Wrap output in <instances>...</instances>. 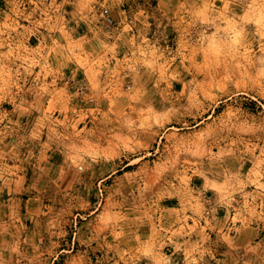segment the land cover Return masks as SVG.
<instances>
[{
  "label": "rangeland",
  "instance_id": "374dc122",
  "mask_svg": "<svg viewBox=\"0 0 264 264\" xmlns=\"http://www.w3.org/2000/svg\"><path fill=\"white\" fill-rule=\"evenodd\" d=\"M0 264H264V0H0Z\"/></svg>",
  "mask_w": 264,
  "mask_h": 264
}]
</instances>
